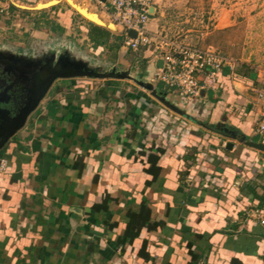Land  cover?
Returning <instances> with one entry per match:
<instances>
[{"label": "crops", "instance_id": "obj_1", "mask_svg": "<svg viewBox=\"0 0 264 264\" xmlns=\"http://www.w3.org/2000/svg\"><path fill=\"white\" fill-rule=\"evenodd\" d=\"M21 1L35 4L29 14L63 5L3 0L16 9ZM79 9L102 25L62 9L53 21L64 32L54 33L78 23L92 50L113 61L101 67L73 56L68 66L44 67V107L0 150L8 165L0 174V264H264V225L249 216L264 209L256 73L224 69L214 88L187 99L155 81V52L131 60L123 44L117 54L96 47L92 24L115 38L123 32L100 10ZM158 151L154 179L148 158ZM144 203L157 227L121 243Z\"/></svg>", "mask_w": 264, "mask_h": 264}, {"label": "rangeland", "instance_id": "obj_2", "mask_svg": "<svg viewBox=\"0 0 264 264\" xmlns=\"http://www.w3.org/2000/svg\"><path fill=\"white\" fill-rule=\"evenodd\" d=\"M72 1L74 5L85 6L87 11L96 13L83 0ZM158 1L160 11L154 17L157 31L150 30L155 38L150 46L141 47L137 52H126V58L133 60L144 50L155 52L157 47L155 54L158 55L161 48L168 50L165 42L182 43L215 50L237 61L240 70L244 67L264 70V0ZM3 3L5 9L0 15V150L27 125L32 115H37L44 107V67L68 66L74 57L75 60L79 57L81 62L98 60L101 67L106 61H113L109 52L92 50L85 32L77 31L78 23L63 35L52 33L46 28L45 21H53V13L35 14L31 10L33 14L24 13L25 8L36 6L23 1L19 2L23 8L11 11L12 5ZM62 4L57 13L62 9L63 12L73 11L78 22L77 9L68 0H63ZM47 56L54 57L44 62V58H50ZM13 102L19 104L15 106ZM26 112L23 127L8 137L11 128Z\"/></svg>", "mask_w": 264, "mask_h": 264}, {"label": "built area", "instance_id": "obj_3", "mask_svg": "<svg viewBox=\"0 0 264 264\" xmlns=\"http://www.w3.org/2000/svg\"><path fill=\"white\" fill-rule=\"evenodd\" d=\"M87 4L105 13L112 24L123 32V46L134 52L141 47L150 46L155 34L148 26L155 14L154 0H86ZM5 4L0 0V15ZM134 31L136 37L129 36ZM168 50L161 48L158 57L162 66L158 67L155 81L164 84L169 89L177 91L187 99H198L204 91L210 90L218 83L219 75L224 69L232 74L237 67V61L223 56L212 49H199L182 43H164ZM158 47L156 51H158ZM155 51V52H156ZM262 90L257 97L260 102L255 133L264 138V70L255 71ZM8 172L4 158L0 159V174ZM250 218L264 225V209L255 207L249 211Z\"/></svg>", "mask_w": 264, "mask_h": 264}, {"label": "trees", "instance_id": "obj_4", "mask_svg": "<svg viewBox=\"0 0 264 264\" xmlns=\"http://www.w3.org/2000/svg\"><path fill=\"white\" fill-rule=\"evenodd\" d=\"M16 8L11 6V11H14ZM53 13L52 15L54 17H58L57 13V8L54 7L50 10H44L41 11L40 13L45 14H50ZM63 12V11H62ZM24 13H29V12H24ZM39 24V23H37ZM45 25L52 30L53 32L55 31H60V32H64V30L57 25L54 21L51 20H46L45 21ZM90 39L92 40V42L94 43V45L96 47H106L107 49H109L111 52L113 53H118L120 48H121V42H123V38L119 37V38H115V36L109 32L108 30L96 26V25H91V29H90V33H89ZM113 39V42L111 43V40ZM244 74H246V76L252 72L256 73L255 70H250L246 67H244ZM3 152H0V159L3 156ZM162 151H158V155L157 154H151L148 158V162L151 165V168L148 170V173L152 174L154 179L158 177V174L160 172V169L157 167L159 160H160V156L159 154H161ZM248 190L250 191V193L252 192L251 189H249V187H247ZM158 224L152 225L151 223V211L150 209L147 207V205H145V203L141 206L140 210L138 213H131L130 214V223L128 225L127 231L125 236L122 238L121 243H125L126 240L129 241H133L136 237V233L139 229L143 228V227H147L148 229H150L152 226L157 227ZM160 225V224H159ZM196 262V261H195ZM194 262V263H195Z\"/></svg>", "mask_w": 264, "mask_h": 264}, {"label": "water", "instance_id": "obj_5", "mask_svg": "<svg viewBox=\"0 0 264 264\" xmlns=\"http://www.w3.org/2000/svg\"><path fill=\"white\" fill-rule=\"evenodd\" d=\"M41 7V8H40ZM48 7H50V4H41V5H38L37 6V9H39V10H43V9H46V8H48ZM77 12L81 15V16H83V14H81L78 10H77ZM84 18H86L85 16H83ZM87 19V18H86ZM89 21H91V20H89ZM101 21V20H100ZM91 22H93V23H95V24H97V25H102V24H98V23H96V22H94V21H91ZM102 23V22H101ZM109 27L111 28V29H114V24H112V23H110L109 24ZM129 36L130 37H132V38H135L136 37V33L134 32V31H129ZM162 66V61L160 60L159 62H158V67H161ZM56 75V74H55ZM54 75V76H55ZM63 76H69V75H67V74H65V75H63ZM46 93V88L44 87V94ZM36 105V103L35 104H33V106H35ZM32 109V108H31ZM26 117H27V112L24 114V116H23V118L20 120V121H18L15 125H14V127H12L11 128V130H10V132H9V134H8V137L11 135V137L16 133V131L17 130H19L21 127H23V124H24V122H25V120H26ZM7 137V136H6Z\"/></svg>", "mask_w": 264, "mask_h": 264}, {"label": "bare ground", "instance_id": "obj_6", "mask_svg": "<svg viewBox=\"0 0 264 264\" xmlns=\"http://www.w3.org/2000/svg\"><path fill=\"white\" fill-rule=\"evenodd\" d=\"M73 7H75L74 5H72ZM41 8V7H40ZM81 14H82V12L80 11V6H78V8L77 7H75ZM91 13V12H90ZM91 14H93V13H91ZM94 15V14H93ZM83 16H85L84 14H83ZM95 16V15H94ZM87 19H89L87 16H85ZM91 18H92V16H90ZM89 20H91V19H89ZM91 21H94V20H91ZM96 21V20H95ZM97 22H99V21H96V23ZM103 23V22H102Z\"/></svg>", "mask_w": 264, "mask_h": 264}, {"label": "flooded vegetation", "instance_id": "obj_7", "mask_svg": "<svg viewBox=\"0 0 264 264\" xmlns=\"http://www.w3.org/2000/svg\"><path fill=\"white\" fill-rule=\"evenodd\" d=\"M13 103H14L13 105H15V106H17L19 104L18 102L17 103L16 102H13Z\"/></svg>", "mask_w": 264, "mask_h": 264}]
</instances>
